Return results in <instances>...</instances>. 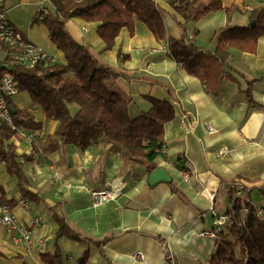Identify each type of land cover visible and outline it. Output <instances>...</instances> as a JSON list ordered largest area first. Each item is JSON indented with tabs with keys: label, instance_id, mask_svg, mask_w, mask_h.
Segmentation results:
<instances>
[{
	"label": "crops",
	"instance_id": "1",
	"mask_svg": "<svg viewBox=\"0 0 264 264\" xmlns=\"http://www.w3.org/2000/svg\"><path fill=\"white\" fill-rule=\"evenodd\" d=\"M154 1L164 11L167 35L182 37L184 20L170 0ZM221 2L237 8L230 18L226 11L212 12L186 25L193 45L205 51L215 52L217 34L227 24L247 26L250 14L264 9V0ZM42 7L54 10L50 0H0V8L24 38L44 49L54 63L66 64L47 26L32 23ZM66 28L100 63L121 75L116 87L132 99V118L151 109L148 98L171 101L174 115L165 124V147L155 163L170 173L185 201L174 194L172 182L150 186L147 166L131 161L123 147L106 140L84 151L68 144L53 153L34 152V144L53 135L58 122L48 119L27 91L19 92L12 105L16 111L29 110L42 129L24 130L36 136L35 143L19 134L9 142L17 147L28 188L41 202L22 197L17 177L0 162V194L33 234L30 246L16 245L8 229L0 226V264H46L41 256L54 254L56 244L64 264H78L86 251L88 264H210L216 248V216L226 215L228 190L235 182L252 189L249 197L243 194L242 198H248L264 220L260 194L264 187V36L256 53L230 48V67L214 96L169 56L166 42L157 41L140 21L133 33L123 28L108 51L98 23L73 18ZM249 91L258 108L250 105ZM70 110L76 113L77 105ZM112 189L120 191L112 200L97 203L92 197V192ZM52 207L82 238L108 239L103 249L65 236L57 240L60 226L49 210ZM40 239H46L43 248L37 246Z\"/></svg>",
	"mask_w": 264,
	"mask_h": 264
},
{
	"label": "trees",
	"instance_id": "2",
	"mask_svg": "<svg viewBox=\"0 0 264 264\" xmlns=\"http://www.w3.org/2000/svg\"><path fill=\"white\" fill-rule=\"evenodd\" d=\"M54 10H48L41 17L38 12L32 23L47 26L51 41L66 56V64L54 63L33 69L15 66L13 73L19 92L27 91L35 105L41 107L48 119L58 122L57 130L42 144H34V152L53 153L68 144L81 150L99 145L101 140L117 144L131 161H141L152 172L155 160L163 154L165 147V124L174 115L170 100L148 98L152 107L132 118L129 106L132 99L124 96L116 87L120 74L100 61L84 45L77 42L66 28V22L79 18L98 23V34L103 40L104 51L111 50L123 28L134 32L137 21L144 23L157 41H165L169 56L190 75L200 79L208 93L217 96L229 68L230 48L246 53H256L258 42L264 36V9L254 10L247 26L227 24L217 34L215 52L205 51L189 42L186 25L198 22L212 12L226 11L228 18L237 10L235 6L225 7L221 0H170L175 11L183 18L180 24L184 34L180 38L167 35L164 11L154 0H50ZM254 23V26L251 24ZM253 108L259 106L247 94ZM12 105V99L8 100ZM71 105L78 110L72 113ZM13 122L18 129L37 131L42 124L35 121L29 110L13 113ZM18 132L7 123L0 122V162L8 172L15 175L22 197L33 202L41 199L29 187V181L22 169L17 147L9 142ZM180 159V158H178ZM255 182V181H253ZM172 191L185 201V196L174 182ZM252 189L235 182L228 190L230 207L225 228H216L215 251L210 264H264V220L250 200ZM264 197V187L260 188ZM60 229L57 240L63 236L86 244H96L101 249L108 239L94 242L73 232L64 217L49 208ZM46 264H64L58 244L54 254H43ZM78 264H88V252Z\"/></svg>",
	"mask_w": 264,
	"mask_h": 264
},
{
	"label": "built area",
	"instance_id": "3",
	"mask_svg": "<svg viewBox=\"0 0 264 264\" xmlns=\"http://www.w3.org/2000/svg\"><path fill=\"white\" fill-rule=\"evenodd\" d=\"M41 17L47 14L48 9L42 7L39 11ZM194 38L189 37V42L193 43ZM167 50V45L164 47ZM3 54V57L1 56ZM54 58L40 46L24 38L11 22L5 9L0 8V122L7 123L19 135L27 138L30 142L35 141L34 134H27L24 130L18 129L13 122V113L8 100L19 93V88L15 80L13 69L15 66L33 69L37 66H48L54 64ZM210 131L214 129L207 125ZM119 190H104L92 192L95 202L103 203L116 198ZM243 196L241 192L238 193ZM213 200V196L210 198ZM23 205H28L22 201ZM260 214V212H259ZM229 218L225 214L216 216L215 227H225ZM0 226H5L10 232L11 240L16 245L30 246L33 244V234L30 228L22 226L9 202L3 200L0 194ZM46 239H40L37 246L45 247ZM139 256V255H138ZM141 257V256H140Z\"/></svg>",
	"mask_w": 264,
	"mask_h": 264
},
{
	"label": "water",
	"instance_id": "4",
	"mask_svg": "<svg viewBox=\"0 0 264 264\" xmlns=\"http://www.w3.org/2000/svg\"><path fill=\"white\" fill-rule=\"evenodd\" d=\"M255 24L252 23L251 26H254ZM10 109L12 113H16V109L14 108L13 105H10ZM149 184L150 186H156L158 183L161 182H166V183H171L172 182V177L170 173L161 167L155 168L152 172L149 173Z\"/></svg>",
	"mask_w": 264,
	"mask_h": 264
},
{
	"label": "rangeland",
	"instance_id": "5",
	"mask_svg": "<svg viewBox=\"0 0 264 264\" xmlns=\"http://www.w3.org/2000/svg\"><path fill=\"white\" fill-rule=\"evenodd\" d=\"M38 140H36L35 142H37ZM35 142H33V143H35ZM262 198H264L263 196H262ZM223 228H225V227H223Z\"/></svg>",
	"mask_w": 264,
	"mask_h": 264
}]
</instances>
